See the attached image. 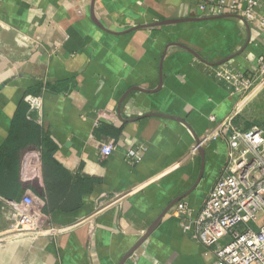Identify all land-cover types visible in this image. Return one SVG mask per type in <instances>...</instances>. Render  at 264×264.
I'll list each match as a JSON object with an SVG mask.
<instances>
[{"label":"crops","instance_id":"0c3cea01","mask_svg":"<svg viewBox=\"0 0 264 264\" xmlns=\"http://www.w3.org/2000/svg\"><path fill=\"white\" fill-rule=\"evenodd\" d=\"M201 1L0 0V231L26 193L59 229L0 264H207L174 206L197 213L228 162L220 138L193 151L234 106L220 65L251 76L264 43Z\"/></svg>","mask_w":264,"mask_h":264},{"label":"built area","instance_id":"2783aa9c","mask_svg":"<svg viewBox=\"0 0 264 264\" xmlns=\"http://www.w3.org/2000/svg\"><path fill=\"white\" fill-rule=\"evenodd\" d=\"M198 8L207 17H239L259 31L264 43V0H202ZM216 74L235 97V112L232 108L224 118L210 116L211 127L193 151L220 138L227 144L228 162L197 213L185 201H178L174 210L180 215L182 229L205 247V255L211 257L207 264H264V129L243 127L235 121L247 92L264 81V49L255 58L251 76L226 63L220 65ZM101 116L107 117L108 113L101 112ZM99 148L102 158L115 150L109 142H101ZM125 156L139 161L142 154L139 149L128 147ZM8 205L9 225L0 231V242L59 230L48 227L31 193H26L21 202L10 201Z\"/></svg>","mask_w":264,"mask_h":264},{"label":"rangeland","instance_id":"374dc122","mask_svg":"<svg viewBox=\"0 0 264 264\" xmlns=\"http://www.w3.org/2000/svg\"><path fill=\"white\" fill-rule=\"evenodd\" d=\"M256 95V96H255ZM256 98V99H255ZM256 100V104L254 103ZM236 102H234L235 104ZM237 110V105H235ZM234 110V107H233ZM245 110L246 119L252 124L256 123L260 126L264 127V81L255 84L250 88V90L246 94L245 100L240 105L235 121L242 125L243 127H247L248 121H244L241 116L242 111ZM235 112V110H234ZM241 116V117H240ZM241 119L242 121H239ZM264 129V128H263Z\"/></svg>","mask_w":264,"mask_h":264},{"label":"water","instance_id":"95a60500","mask_svg":"<svg viewBox=\"0 0 264 264\" xmlns=\"http://www.w3.org/2000/svg\"><path fill=\"white\" fill-rule=\"evenodd\" d=\"M157 223V222H156ZM154 226H155V224H154ZM153 227V226H152Z\"/></svg>","mask_w":264,"mask_h":264}]
</instances>
